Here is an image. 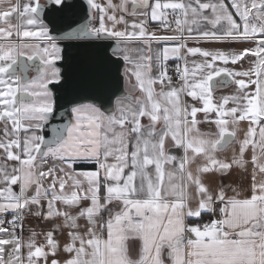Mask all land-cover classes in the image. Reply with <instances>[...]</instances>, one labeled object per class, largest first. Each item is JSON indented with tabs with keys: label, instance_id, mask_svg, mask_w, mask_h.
Instances as JSON below:
<instances>
[{
	"label": "snow or ice",
	"instance_id": "6c2138e0",
	"mask_svg": "<svg viewBox=\"0 0 264 264\" xmlns=\"http://www.w3.org/2000/svg\"><path fill=\"white\" fill-rule=\"evenodd\" d=\"M86 3L0 0V264H264V0Z\"/></svg>",
	"mask_w": 264,
	"mask_h": 264
},
{
	"label": "crops",
	"instance_id": "0c3cea01",
	"mask_svg": "<svg viewBox=\"0 0 264 264\" xmlns=\"http://www.w3.org/2000/svg\"><path fill=\"white\" fill-rule=\"evenodd\" d=\"M41 1H44V0H41ZM22 2H26V0H22ZM165 0H161V3H164ZM113 3H119V0H113ZM210 15V13H208ZM129 20L131 19V17H127ZM238 19V18H237ZM14 23H17L18 21H13ZM121 28L123 27V25L120 26ZM148 28H149V31H153V30H156L158 31V34H161V35H164V34H167V35H171V31H165L163 29H161L160 25L157 24V23H154V22H149V25H148ZM189 46H197L196 43L194 41H189ZM200 47H204V48H215V47H232V48H242V47H247V46H250L248 44H215V43H207V42H200L199 44ZM155 47V45H154ZM189 64H191V61L194 60V59H199L198 57H189ZM174 61V60H173ZM176 63V61H174ZM249 66V62L248 60H245L242 62V64L240 65H237L236 67L239 69L241 67L243 68H247ZM231 67V65H230ZM124 88L126 90V85H125V82H124ZM229 91H231L230 88H218L216 90V95L217 96H220V95H223V94H227ZM139 93H133V95H138ZM146 122V121H145ZM246 126V125H245ZM202 131H206L207 129L202 127L201 129ZM242 136V133L240 134ZM232 145L229 144L225 151L223 153H220V156L223 157V156H231V149H232ZM251 158V150L249 149L248 153L246 154V159H249L250 160ZM251 164H249V167H248V171L247 173H244L240 170H236L234 169L233 172H232V175L225 181L226 183H230L232 186H239L241 188H247L249 185H250V182H251ZM208 182L210 183H217L218 181L215 179V177L213 176H209L208 178ZM50 227V225L48 224H44L42 222H38L34 217H31V216H28L26 217V220H25V231L23 233L24 237L27 238L28 235H29V229H32L34 228L37 232H40V231H46L48 230V228ZM57 239L60 240L61 242H63L65 236H66V232L62 235L60 232H57ZM40 239V238H38ZM138 251V247L133 249L132 250V254L135 256V252Z\"/></svg>",
	"mask_w": 264,
	"mask_h": 264
},
{
	"label": "water",
	"instance_id": "95a60500",
	"mask_svg": "<svg viewBox=\"0 0 264 264\" xmlns=\"http://www.w3.org/2000/svg\"><path fill=\"white\" fill-rule=\"evenodd\" d=\"M68 3L70 5V8L67 10L68 12L73 14V16L75 17L84 16L88 7L86 0H68ZM49 21H51L52 23H49ZM61 22H62L61 18L51 14L47 15L45 18V23H49L50 27H52L53 23L59 25ZM63 55H64V60L58 62V66H61L62 68H67L69 62L75 64L80 59V57L82 56V52L78 49H65ZM120 87H121V92L125 91L123 79L121 80Z\"/></svg>",
	"mask_w": 264,
	"mask_h": 264
},
{
	"label": "built area",
	"instance_id": "2783aa9c",
	"mask_svg": "<svg viewBox=\"0 0 264 264\" xmlns=\"http://www.w3.org/2000/svg\"><path fill=\"white\" fill-rule=\"evenodd\" d=\"M169 19L172 21V25H173V28L175 27V22H174V16H173V14L171 13V10H169ZM170 64L172 65V66H174L175 65V62L174 61H170ZM174 79H176L175 77H174ZM11 217H9V219H10Z\"/></svg>",
	"mask_w": 264,
	"mask_h": 264
},
{
	"label": "flooded vegetation",
	"instance_id": "af4514ba",
	"mask_svg": "<svg viewBox=\"0 0 264 264\" xmlns=\"http://www.w3.org/2000/svg\"><path fill=\"white\" fill-rule=\"evenodd\" d=\"M41 2H45V0L44 1H41ZM30 75H31V73H30Z\"/></svg>",
	"mask_w": 264,
	"mask_h": 264
}]
</instances>
